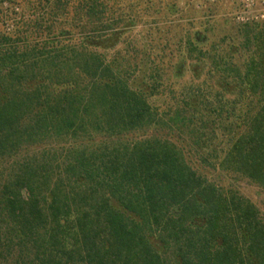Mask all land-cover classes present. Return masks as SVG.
I'll list each match as a JSON object with an SVG mask.
<instances>
[{
    "label": "trees",
    "instance_id": "trees-1",
    "mask_svg": "<svg viewBox=\"0 0 264 264\" xmlns=\"http://www.w3.org/2000/svg\"><path fill=\"white\" fill-rule=\"evenodd\" d=\"M98 3L81 32L0 26V264H264V213L199 171L264 191V25L238 62L195 32L145 66Z\"/></svg>",
    "mask_w": 264,
    "mask_h": 264
},
{
    "label": "rangeland",
    "instance_id": "rangeland-1",
    "mask_svg": "<svg viewBox=\"0 0 264 264\" xmlns=\"http://www.w3.org/2000/svg\"><path fill=\"white\" fill-rule=\"evenodd\" d=\"M85 1L6 0L1 9L9 14L8 18L0 22L1 31L7 34H21L31 30L32 26H40L45 30L70 28L81 32L86 26L85 21L82 19L79 24L75 15ZM97 1L98 4L101 3L97 11L101 9L105 13L107 8L116 16L125 17V23L123 20L116 25L122 31L121 40L117 49L109 56L113 58L119 53L132 64L145 66H152L153 62L174 64L184 58L182 50L186 48L187 41L195 32L204 34L211 46L225 47L229 44L230 58L232 62H238L241 60L240 54L236 53L241 40L238 28L264 25V19L257 17L264 13L260 0L249 2L254 4V16L245 15L248 8L241 0ZM103 1L106 2V7L102 6ZM77 25L78 28H74ZM189 56H192L193 60L196 58L194 54ZM133 67L132 74L135 71L138 73V68ZM196 167L199 168L198 165ZM199 171L217 180L221 186L237 190L264 213V191L260 188L245 180L234 181L219 171L202 168H199Z\"/></svg>",
    "mask_w": 264,
    "mask_h": 264
},
{
    "label": "built area",
    "instance_id": "built-area-1",
    "mask_svg": "<svg viewBox=\"0 0 264 264\" xmlns=\"http://www.w3.org/2000/svg\"><path fill=\"white\" fill-rule=\"evenodd\" d=\"M241 1L244 2L246 4V7L248 8V10H247L248 13L245 14V15L254 16V9H253L254 4L253 3L249 4V2L251 0H241ZM260 5L264 6V0H260ZM257 17H260V18L264 19V13L263 14H259V16H257Z\"/></svg>",
    "mask_w": 264,
    "mask_h": 264
}]
</instances>
